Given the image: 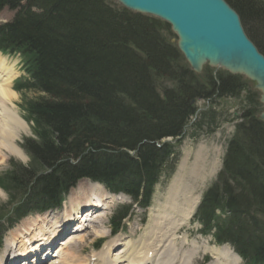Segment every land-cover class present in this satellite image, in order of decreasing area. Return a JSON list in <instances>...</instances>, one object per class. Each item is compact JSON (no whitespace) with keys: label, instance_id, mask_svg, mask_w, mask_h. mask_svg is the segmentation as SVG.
<instances>
[{"label":"trees","instance_id":"trees-1","mask_svg":"<svg viewBox=\"0 0 264 264\" xmlns=\"http://www.w3.org/2000/svg\"><path fill=\"white\" fill-rule=\"evenodd\" d=\"M21 1L0 0V9H17L0 26V47L32 59L30 80L17 89L25 92L34 135L22 142L29 163L12 162L0 185L27 193L24 206H55L81 177L135 198L143 188L148 200L169 156L156 143L182 134L195 111L192 99L236 96L245 87L233 75L194 76L168 25L111 0ZM225 1L264 55V0ZM164 78L174 86H164ZM250 110L200 214L206 220L215 208L228 211L217 236L230 239L250 264H264V122Z\"/></svg>","mask_w":264,"mask_h":264},{"label":"rangeland","instance_id":"rangeland-1","mask_svg":"<svg viewBox=\"0 0 264 264\" xmlns=\"http://www.w3.org/2000/svg\"><path fill=\"white\" fill-rule=\"evenodd\" d=\"M13 15H14V11L12 9L3 8L2 10H0V24L2 22H5V21H10L12 19ZM172 39H175L174 35L172 36ZM12 59H13V61L15 60V62H17L15 58H12ZM15 62H13V63H15ZM204 67H205L204 71H207L209 68L211 69V71L215 70V69H213L207 65L206 66L204 65ZM17 68H18V66H17ZM15 70H16V68H15ZM217 71H219L223 74H227L224 71H220V70H217ZM161 82H163L164 86H169V87L174 86V84L172 83L171 80L163 79V81H161ZM249 84H251V86H252V82ZM244 97H245L244 95H239V96L234 97V98L228 97V98H222V99L216 100L215 101L216 103H214L212 105L216 110V116H215L214 123L211 124L209 128L207 127V124H206L208 119H203V121L201 123V125H202L201 129L200 128H192V127L189 128L190 126L188 125L189 127L187 128L188 130L186 132L187 137L183 141L186 144H182V146H181V149H183L184 151L189 150L188 162L192 161L193 154L196 151V149L198 148V146H202L205 149H208L210 157L212 156L211 154H213V152L218 155V153H217L218 150L213 148L211 151V147L216 146L220 150V154H222V152L223 153L225 152L227 142L233 136L232 134L234 132V122L235 121L233 120V117L236 116L239 113V111H241V105L244 102ZM20 102H21L20 95L17 94L16 99H15V103H16L15 106H17L18 113L20 115H24V112L22 111V109L20 107ZM204 103L205 102H203V101H199L197 104V107L200 108L201 106H203L200 109L208 110V108H210V106L207 105L206 103L205 104ZM27 126H28L27 130L22 132L20 134L19 139H17V141H16L17 145L21 140H23V137L32 135L31 127L28 123H27ZM193 133L196 134L195 137H191V134H193ZM186 148H188V149H186ZM21 151L23 153L22 158L11 155L8 152H6L5 150L2 151V153L4 154V157L1 158L0 173H3L5 170H7L9 168V161H13V162H16L19 164H24V165H26L28 163L29 159H28L26 153H24L23 150H21ZM182 157H183L182 151H181L180 157H179V155L174 156V161H175V165H173L174 171L177 170L176 168H178V165L180 164ZM208 159H209V156H208ZM218 159H220L219 156H218ZM207 163H209L208 160H207ZM189 164L190 163H187V166ZM219 165H220V163H219ZM174 171H173V173H174ZM171 173H172V171L168 170L167 174H166V177H168V178L162 177L159 184H157L156 191H155L156 195L159 191H162L164 189V187L167 185L168 182L170 183L169 180H171L170 178L173 175V173L172 174ZM207 178H208V175H207ZM215 178H216V175L211 178V182L214 181ZM80 185H81V188L84 187V188L89 189L91 184H88L86 181H82V182H80ZM207 185H208V183L203 184L201 192L206 188ZM168 186H169V184H168ZM167 189L168 188L166 187V189H165V191L161 197L162 203L165 200L164 196L167 195V193H166ZM199 190H200V188H199ZM97 192L99 194V199L96 198L95 196L94 197L92 196V198H90V197H87V195H85L83 198H77V197H74L75 192H73L71 194V196L69 197V204L71 205V203L76 202V205L67 206V209H69L71 207L72 212H73L75 208L79 209V207H81V210L83 212L79 213V218L82 217L81 221H83V222L82 223L79 222V224H81V225L89 224V228H85L83 231L76 232L74 234V235H76L75 239H74L75 242L71 245L66 244L64 247L63 243L67 242L69 238H72L74 236V235L69 236V235H71L70 233L74 232V230L72 229L73 230L72 231L70 228H68L69 230H71V232H68L69 230L66 229L67 228L66 226H60L59 225L57 227L56 224L58 221L61 222L63 220V217H66V218L71 217L69 215L70 214L72 215V212L69 210L66 211V209H65L66 207H64L63 208L64 212H61L60 210H56L53 213H51V215H49V216H47V215L43 216V219L40 220L36 224L37 227H40V225H42V226L39 229L38 233H35L34 236L37 238L41 236L40 240H44L43 242L46 243L47 242L46 240H48L49 241L48 243H52V245L45 246V250L48 248L52 249L53 247H54V249L57 250L58 247H61L62 248L61 253H63L66 257L75 256L72 264L79 263L80 259H83V258L87 259L86 261L83 260V262H82V263L86 262L85 264H90L93 261V258H95L96 254L100 251L99 249H95V246H94L95 243L97 242V240L99 238L107 237L109 234L108 216L105 215V213H104V215H96L94 213L96 211L99 212V210L107 211V212L110 211V209H112V206L110 205V203L108 201L114 199L113 196H112V198L107 197L106 192L104 193L101 189H99ZM7 199H8V195L4 191H2V189H0V207H2V204H4L7 201ZM99 203H103L104 206L107 207V209L100 208L98 206ZM160 205L161 204H158L157 209L160 208L159 207ZM90 210H91V212H90ZM85 211H86V213H84ZM92 211H93V213H92ZM155 212L149 213L150 219ZM81 213H84V214H81ZM86 215H88V217L90 215L89 220H88V217H86ZM84 216H85V219H84ZM137 217H139V216L134 217V220H136V223H134V222L132 223V221L130 222V224L128 225V228H127V232L119 233L117 236H114L113 238L108 239L107 242H110L111 240L115 239L116 243L114 245L122 243L121 246L120 245L116 246L113 249V251L118 249L119 247H123V245H126L127 243L131 244L132 242H137L138 237L141 235V229L143 227L141 225V221ZM72 219H74V218H72ZM150 219H149L147 228H145V231H147V229L150 228L149 227L150 221H151ZM51 220L55 221V222H52ZM77 223H78V221H77ZM33 226H34V223L30 222V223H28V226L25 228V230H31L34 228ZM190 227H196V225L194 224ZM34 229H36V228H34ZM63 229H65V230H63ZM23 230H24V228L21 226L16 231H14L13 234L10 231L7 234L6 239H9V240L11 239L12 241H15L13 243V247L16 244H19L20 249L25 250L26 253H22V254L27 255V256L19 258V261L20 260L21 261L27 260V263H29V264H33V263L43 264L41 262V260L44 257L45 252L39 250L40 254H36V249H37L38 243L40 241H38L36 238H34V239H32V241H34V243H36V244H34L30 247H24V245H25L24 242H26L28 240V238L26 236L20 237V234ZM145 236H146V233L145 234L143 233L142 234L143 238L141 237V239L138 241L139 246L133 245V248L134 247L139 248L141 246L143 247V244L141 245L140 242L142 241V239H143V243L146 241ZM176 240L178 241V239H176ZM17 241H19V242H17ZM37 241H38V243H37ZM196 241L198 242V245L205 246V243H206L205 240L196 239ZM180 243H183V242H180ZM133 248H132V246H129L128 250L131 251ZM5 249H6L5 251L8 252V249L6 247H5ZM5 251H3V250L0 251V258L3 255H6ZM225 252L226 251H223L224 254L228 255V253L227 252L225 253ZM169 253H170V249H169V251H165V254H163L165 256H162V259L164 257H166V254L168 255ZM209 253H210V250H209ZM115 254H116V252H115ZM210 254L214 258V255L212 253H210ZM54 255H51L53 257L52 260H54L57 257V256L54 257ZM175 255H178V257L176 259L174 258L176 261L175 263L185 264L186 261L184 258H188V256L186 254H184V253L182 254L181 251L179 250L178 252L174 251V256ZM100 257L101 256L99 255V258ZM227 257L229 258V255ZM25 258H27V259H25ZM37 258H38V261H37ZM95 259H97V258H95ZM164 259L166 260L167 258H164ZM164 259H163V261H164ZM34 260H35V262H34ZM58 260L60 261V264L69 263L68 260H66V259H64V261H63L62 259L58 258ZM19 261H17V263ZM168 262L169 261L167 260V261L161 262L160 264H164V263L168 264ZM11 263H12V261L8 258L7 260H3L0 264H11ZM45 264H47V263H45ZM228 264H229V262H228Z\"/></svg>","mask_w":264,"mask_h":264},{"label":"bare ground","instance_id":"bare-ground-1","mask_svg":"<svg viewBox=\"0 0 264 264\" xmlns=\"http://www.w3.org/2000/svg\"><path fill=\"white\" fill-rule=\"evenodd\" d=\"M16 74L15 63H11L5 57L0 55V162L1 158L4 157V154L2 153L3 150L19 158L23 157V153L16 144V141L19 139L20 134L27 130L28 126L22 120V117L17 111V107L14 104L17 95L10 87L11 81ZM211 155L212 156L210 157L208 149L198 146L193 154L192 161L188 162L189 150H183L181 162L178 165L175 174L172 176L169 186H167V195L164 196L165 200L159 206L160 208L156 209V212L152 215L151 219L149 218L151 220L150 228L146 231V241L143 243V247H134L131 251L128 249L126 251L121 250V252H116L114 256L112 255L113 258H97L93 264H160L161 262L169 261L168 258L166 260L164 259L166 257L163 258V261L162 256H165L163 255L165 254V251H169L171 241L176 240L174 237L175 231L190 218V215L198 202L199 188L204 183V179L207 175L214 173L219 166L220 159H218V155L214 152ZM207 160L209 163H207ZM187 163L190 164L187 166ZM99 189V186L94 187L92 184L89 189L84 187L81 189L77 188L74 197L83 198L87 195V197L92 198V196H95L99 199V194L97 192ZM77 209L78 208H75L72 214H78L79 212H77ZM69 216L72 215L70 214ZM72 239L73 237L69 238L67 242H70ZM46 241V246L52 245V243H48V240ZM63 244H66V242ZM180 244L182 245L183 243ZM18 250V255L26 253L24 249ZM39 250L41 249L37 246L36 254H40ZM61 250L62 248L58 247L54 257L60 256L62 254ZM175 251L178 252L179 250ZM210 253H212L214 258L216 260L218 259L222 264H228V255L224 254L223 251L210 249ZM156 256H160L157 261ZM177 257L178 255L174 256L175 259ZM10 260L12 261L11 264H14L15 257H12ZM51 261L47 264H57V261L54 260L52 261L53 263ZM16 264L29 263H27V260H20ZM213 264H217V262H214Z\"/></svg>","mask_w":264,"mask_h":264},{"label":"water","instance_id":"water-1","mask_svg":"<svg viewBox=\"0 0 264 264\" xmlns=\"http://www.w3.org/2000/svg\"><path fill=\"white\" fill-rule=\"evenodd\" d=\"M116 1L170 24L191 69L200 71L208 62L256 81L264 103V56L245 34L238 13L225 0Z\"/></svg>","mask_w":264,"mask_h":264}]
</instances>
